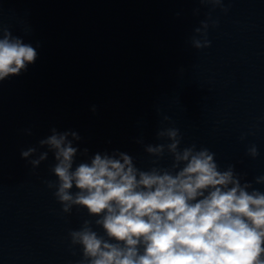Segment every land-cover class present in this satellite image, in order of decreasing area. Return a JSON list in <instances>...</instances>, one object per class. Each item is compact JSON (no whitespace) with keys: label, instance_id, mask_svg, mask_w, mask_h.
I'll use <instances>...</instances> for the list:
<instances>
[{"label":"water","instance_id":"obj_1","mask_svg":"<svg viewBox=\"0 0 264 264\" xmlns=\"http://www.w3.org/2000/svg\"><path fill=\"white\" fill-rule=\"evenodd\" d=\"M0 24L38 53L0 81V264L82 258L68 234L95 218L63 213L45 183L55 161L39 141L53 128L79 134L76 163L119 150L141 169L171 164L144 149L176 128L181 148H208L264 192V0H0ZM30 147L29 159L48 151L36 168L21 157Z\"/></svg>","mask_w":264,"mask_h":264},{"label":"clouds","instance_id":"obj_2","mask_svg":"<svg viewBox=\"0 0 264 264\" xmlns=\"http://www.w3.org/2000/svg\"><path fill=\"white\" fill-rule=\"evenodd\" d=\"M192 43L199 49L211 42L194 38ZM37 55L36 48L0 24V81L26 71ZM51 132L39 141L55 161L51 171L56 181H45L47 187L55 189L63 213L76 207L95 218L69 231L71 246L81 251L78 264H264V192L253 182L242 183L235 165L222 170L208 148H181L178 129H160L156 138L168 142L145 145V152L157 158L154 165L165 152L171 157L169 166L148 169L119 150L76 163L79 149L73 141L81 139L79 134ZM37 151H21L33 168L48 159V151L29 159ZM247 154L255 159L257 147L252 145ZM254 183L264 184V175Z\"/></svg>","mask_w":264,"mask_h":264}]
</instances>
